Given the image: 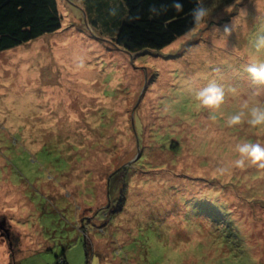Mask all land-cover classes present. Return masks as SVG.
<instances>
[{"label":"rangeland","instance_id":"rangeland-1","mask_svg":"<svg viewBox=\"0 0 264 264\" xmlns=\"http://www.w3.org/2000/svg\"><path fill=\"white\" fill-rule=\"evenodd\" d=\"M57 3L59 31L0 53V264H264V169L233 165L264 133L225 124L264 101V0H205L219 22L132 55Z\"/></svg>","mask_w":264,"mask_h":264},{"label":"trees","instance_id":"trees-1","mask_svg":"<svg viewBox=\"0 0 264 264\" xmlns=\"http://www.w3.org/2000/svg\"><path fill=\"white\" fill-rule=\"evenodd\" d=\"M172 2L81 0L85 19L110 33L111 41L131 55L159 52L198 27L191 20V9L197 0H181V13L171 7ZM150 7L160 14L150 13ZM61 26L57 0H0V53L52 35Z\"/></svg>","mask_w":264,"mask_h":264},{"label":"clouds","instance_id":"clouds-1","mask_svg":"<svg viewBox=\"0 0 264 264\" xmlns=\"http://www.w3.org/2000/svg\"><path fill=\"white\" fill-rule=\"evenodd\" d=\"M162 7L164 11L167 10V6ZM171 7L177 13L183 12L181 0H173ZM149 11L153 15L160 14V11L155 7H150ZM221 19V15L213 16L205 0H197L195 6L191 9V20L195 26L207 25L210 20L219 22ZM213 28L227 42L232 37L234 24L232 21L222 24L213 23ZM252 46L256 52L264 50V33L257 35ZM244 70L250 75L254 83L264 85V61L249 63L245 66ZM254 95L255 93L252 94V96ZM224 99V88L215 79L209 80L206 86L195 91V100L199 102L198 107L211 110L212 112L220 108L224 103ZM211 119L215 120L216 116L212 115ZM242 123H247L250 128L264 133V101H255L253 103L245 101L241 110L228 116L225 121L227 127H233ZM234 150L239 155V158L233 162L235 168L245 169L250 166H256L264 169V145L261 143L238 142ZM230 170V167L227 166L216 169L221 175L230 173Z\"/></svg>","mask_w":264,"mask_h":264}]
</instances>
